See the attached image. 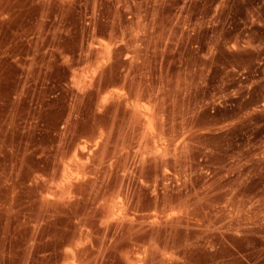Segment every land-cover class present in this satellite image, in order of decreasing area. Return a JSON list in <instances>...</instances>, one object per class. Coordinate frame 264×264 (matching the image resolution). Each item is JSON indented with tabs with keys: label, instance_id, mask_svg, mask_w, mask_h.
<instances>
[{
	"label": "rangeland",
	"instance_id": "rangeland-1",
	"mask_svg": "<svg viewBox=\"0 0 264 264\" xmlns=\"http://www.w3.org/2000/svg\"><path fill=\"white\" fill-rule=\"evenodd\" d=\"M0 264H264V0H0Z\"/></svg>",
	"mask_w": 264,
	"mask_h": 264
}]
</instances>
